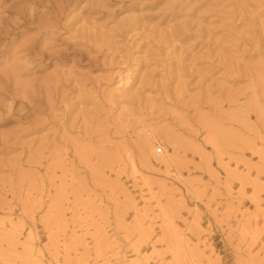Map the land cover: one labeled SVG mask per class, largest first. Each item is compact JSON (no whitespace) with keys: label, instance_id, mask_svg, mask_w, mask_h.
I'll return each instance as SVG.
<instances>
[{"label":"rangeland","instance_id":"obj_1","mask_svg":"<svg viewBox=\"0 0 264 264\" xmlns=\"http://www.w3.org/2000/svg\"><path fill=\"white\" fill-rule=\"evenodd\" d=\"M261 111L264 0H0V264H264Z\"/></svg>","mask_w":264,"mask_h":264},{"label":"bare ground","instance_id":"obj_2","mask_svg":"<svg viewBox=\"0 0 264 264\" xmlns=\"http://www.w3.org/2000/svg\"><path fill=\"white\" fill-rule=\"evenodd\" d=\"M127 74V73H126ZM126 77V76H125ZM127 78H124V77H121L120 79V83L121 85L123 84H127ZM129 83V82H128ZM119 85V86H121ZM261 113H263L264 115V111H261ZM152 127V126H151ZM146 132V147H148L150 150L155 151L156 152V159L163 165H165L170 171L171 169L175 168L176 165L178 164V159H177V153H176V145L174 144L175 143V138L173 139L172 141V147H173V151H169V149L165 148V147H158L156 148L155 147V144L156 143H160L161 144V140H159V138L157 137V134L155 133V131H153L152 129L148 128V130L145 131ZM215 137V136H214ZM213 139V138H212ZM172 140V139H171ZM170 141V140H169ZM214 141V140H213ZM170 143V142H169ZM156 148V149H155ZM165 148V149H164ZM154 152V153H155ZM157 161V162H158ZM168 170V171H169ZM172 173V172H171ZM169 175V174H168ZM32 242V241H31ZM33 244V243H32ZM28 247V246H27ZM31 251V249H30ZM34 252V251H32ZM32 255V253H31ZM36 257V256H35Z\"/></svg>","mask_w":264,"mask_h":264}]
</instances>
